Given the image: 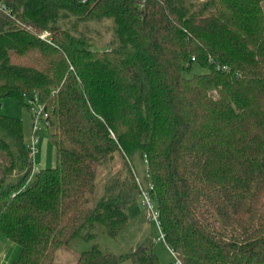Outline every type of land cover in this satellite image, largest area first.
<instances>
[{
    "label": "trees",
    "instance_id": "trees-1",
    "mask_svg": "<svg viewBox=\"0 0 264 264\" xmlns=\"http://www.w3.org/2000/svg\"><path fill=\"white\" fill-rule=\"evenodd\" d=\"M5 98L42 103L55 147L34 170L0 110L9 264H55L97 225L116 237L143 192L135 155L180 262L166 264H264V0H0ZM124 262L162 264L96 244L74 264Z\"/></svg>",
    "mask_w": 264,
    "mask_h": 264
},
{
    "label": "rangeland",
    "instance_id": "rangeland-1",
    "mask_svg": "<svg viewBox=\"0 0 264 264\" xmlns=\"http://www.w3.org/2000/svg\"><path fill=\"white\" fill-rule=\"evenodd\" d=\"M96 47L102 48L103 46L96 45ZM197 71H200V68L194 65V72ZM0 103V110L3 114L21 119L22 123H24V130H26V133L24 132L26 139H30L33 121L31 119L32 116L30 117V109L24 107L14 98H5L1 100ZM39 127L40 129L35 133L38 139L36 143L38 150L34 152V166H38L39 168L44 160L48 163L47 167L54 166L55 147L50 141L49 130L43 120H39ZM44 142L47 144L45 149L43 147ZM117 161L119 160L117 159ZM133 163L136 169V177H138L137 179L142 186V191L147 192L148 182L145 178L146 164L142 162L138 155L134 156ZM143 192L140 193L136 200L129 203L126 207L129 220L116 237H111L102 226L97 225L93 231L96 234L93 239H85L79 236L68 245L59 248L56 251L55 264H74L79 254L84 250L90 249L94 244L103 251H108L117 255L127 253L132 248L138 246H150L162 264L173 261H175V263H180L179 260L175 258L168 244L162 240H158L159 229L156 222L153 220L149 208L144 204ZM152 209L157 212L155 200H152ZM3 241L5 243L4 249L8 247L9 243H12L6 239ZM11 245H13V243ZM122 264H127V262Z\"/></svg>",
    "mask_w": 264,
    "mask_h": 264
},
{
    "label": "built area",
    "instance_id": "built-area-1",
    "mask_svg": "<svg viewBox=\"0 0 264 264\" xmlns=\"http://www.w3.org/2000/svg\"><path fill=\"white\" fill-rule=\"evenodd\" d=\"M43 36H48V33L45 32L43 34ZM29 109L31 111V116H32V138L31 141L27 144L28 147L30 148L31 152L34 155V152L37 150V137L35 136V133L37 130L40 129L39 127V120H45V118L47 117V113L44 110V106L42 105V103H40L38 100L34 99V100H30L29 101ZM143 196H144V204L149 208V211L151 213V215L153 216V220L156 222L158 229H159V237L158 240H162L165 242L164 239V233L161 231V227L159 224V220H158V215L157 212L155 210L152 209V199L150 198V195L148 192L144 191L143 192Z\"/></svg>",
    "mask_w": 264,
    "mask_h": 264
},
{
    "label": "crops",
    "instance_id": "crops-1",
    "mask_svg": "<svg viewBox=\"0 0 264 264\" xmlns=\"http://www.w3.org/2000/svg\"><path fill=\"white\" fill-rule=\"evenodd\" d=\"M7 113H10V112H7ZM30 117H31V113H30ZM31 119H32V117H31ZM23 131L26 133V130H24V126H23ZM32 136H33L32 129H31L30 139H26V135L24 134L25 141L27 144L31 141ZM46 146H47V144H46V142H44V144H43L44 149L46 148ZM41 147H42V144H41ZM39 149H40V147H39ZM37 150H38V148H37ZM34 160H35V158H34ZM47 165H48V163L46 162V160H44L40 164L39 168L47 167ZM37 169H38V166H36V167L34 166V170H37ZM11 244L12 243H9L8 247L6 249H4L5 243H4L3 239L0 238V264H9L11 262V260L16 258V256L18 255V253H19L18 246L15 245L14 243H13V245H11Z\"/></svg>",
    "mask_w": 264,
    "mask_h": 264
}]
</instances>
